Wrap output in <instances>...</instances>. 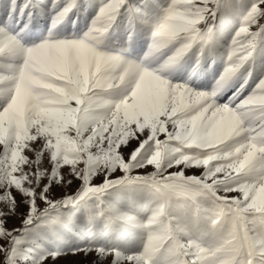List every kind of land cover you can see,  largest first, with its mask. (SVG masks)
<instances>
[{"label": "snow or ice", "instance_id": "1", "mask_svg": "<svg viewBox=\"0 0 264 264\" xmlns=\"http://www.w3.org/2000/svg\"><path fill=\"white\" fill-rule=\"evenodd\" d=\"M77 8L51 0L47 35L33 0L0 8V264H264V76L216 101L264 48V0H98L86 30L59 35ZM233 17L223 71L193 88ZM138 26L149 42L129 58Z\"/></svg>", "mask_w": 264, "mask_h": 264}, {"label": "rangeland", "instance_id": "2", "mask_svg": "<svg viewBox=\"0 0 264 264\" xmlns=\"http://www.w3.org/2000/svg\"><path fill=\"white\" fill-rule=\"evenodd\" d=\"M7 2L8 0H0V8H6ZM50 2L51 0H33V3L36 5V9L33 10V17H37L38 14V19H33L31 23L32 25L38 24L40 28L44 29V35H47V29L50 24V15L48 13ZM77 2L78 8L73 10L71 19L64 22L63 25L58 26L59 35L68 36L73 32L79 33L83 30H86L89 22L91 21L93 16L96 15L98 0H77ZM132 2L138 3L139 0H132ZM72 21H75V23L73 24ZM125 23L126 18L124 16H121L118 22L113 25V28L110 29L111 35L107 41L108 43L113 45H120L125 41ZM214 23L217 24V26L220 28V31L215 38L213 47L211 51L206 53L204 58L202 59L199 71H197L192 76V79L189 80L190 86L197 90L210 89L212 87V84L214 83L215 78L218 77L219 74L223 71L225 67V59L227 56L228 41L231 39V33L235 31L237 22L235 17H233L231 22H226L222 25L219 19H217ZM34 32L35 28H32L28 32L26 39L29 40V42L31 40H38V37L33 35ZM148 42L149 41L147 38L146 29L143 26H138V33L129 48V52L131 53V56L129 58L143 56L144 52L147 49ZM249 67H251L250 76H248ZM190 71V64L177 65L171 69V75L169 78L173 81H182L187 77ZM246 76L248 77V83L244 91L241 93L240 99H243L244 96L248 95L259 78L261 76H264V48H257L250 60V65L246 64L245 67L241 69V71L237 74V76L233 78L230 86L217 95V103L223 105L228 102L229 98L233 96V93L236 91V89L239 88L240 84L244 82V77ZM76 186L77 182L75 181L68 187L55 185L51 190L52 197L59 198L65 194H71ZM25 211L26 208L21 205L18 209V215L8 218V228L19 227L20 220L22 219V214ZM46 246L50 247V245ZM95 259L96 257L94 255L85 256L83 254H69L67 256H61L55 261L49 259V264H92Z\"/></svg>", "mask_w": 264, "mask_h": 264}]
</instances>
